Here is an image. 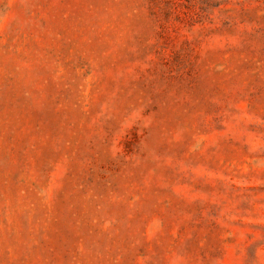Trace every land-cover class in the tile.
Masks as SVG:
<instances>
[{
	"label": "rangeland",
	"instance_id": "374dc122",
	"mask_svg": "<svg viewBox=\"0 0 264 264\" xmlns=\"http://www.w3.org/2000/svg\"><path fill=\"white\" fill-rule=\"evenodd\" d=\"M0 264H264V0H0Z\"/></svg>",
	"mask_w": 264,
	"mask_h": 264
}]
</instances>
